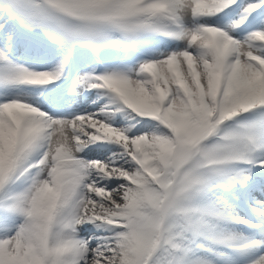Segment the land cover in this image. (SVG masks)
<instances>
[{"label": "snow or ice", "instance_id": "obj_1", "mask_svg": "<svg viewBox=\"0 0 264 264\" xmlns=\"http://www.w3.org/2000/svg\"><path fill=\"white\" fill-rule=\"evenodd\" d=\"M0 264H264V0H0Z\"/></svg>", "mask_w": 264, "mask_h": 264}]
</instances>
